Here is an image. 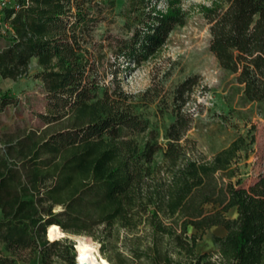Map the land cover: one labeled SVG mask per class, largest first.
<instances>
[{
	"label": "trees",
	"instance_id": "16d2710c",
	"mask_svg": "<svg viewBox=\"0 0 264 264\" xmlns=\"http://www.w3.org/2000/svg\"><path fill=\"white\" fill-rule=\"evenodd\" d=\"M178 1H124L123 33L104 36L113 56L105 64L109 84L102 82L105 56L96 54L92 32L113 12L114 0H16L17 9L0 10L12 28L2 37L0 76L16 80L36 58L49 111L38 116L46 124L68 123L50 132L4 134L0 264H17L20 250L37 251L38 264H51L63 244L73 254V242L47 239L54 227L94 237L111 264H264V175L246 185L232 180L244 138L210 159L193 158L186 148L193 118L184 105L197 75L179 81L168 97L173 119L164 127V145L136 95L117 81L122 64L145 61L183 22ZM205 11L209 50L235 74L241 101L264 102V0H212ZM14 102L0 92V113ZM232 208L236 214L228 217ZM214 226L225 231L211 235L214 252H196L198 232ZM139 227L147 230L145 243L132 235L133 245L118 246L121 228L133 234Z\"/></svg>",
	"mask_w": 264,
	"mask_h": 264
},
{
	"label": "rangeland",
	"instance_id": "374dc122",
	"mask_svg": "<svg viewBox=\"0 0 264 264\" xmlns=\"http://www.w3.org/2000/svg\"><path fill=\"white\" fill-rule=\"evenodd\" d=\"M114 10L107 20L99 22L92 32V44L97 55L105 56L100 69L106 72L102 81L109 84L111 70L106 66L107 59H113L104 36L123 33V20L120 11L125 0H114ZM212 0H179L183 13V22L176 24L167 35L164 44L153 55L138 65L122 64L117 81L127 93H134L141 103V111L149 121V128L157 132V140L164 145V127L173 119L169 113V95L179 81L193 74L197 75V84L193 86L184 105V111L193 118V123L185 134L187 150L193 158L210 159L217 151L226 148L237 137L244 138V145L237 152L236 160L231 164L234 171L233 181L240 179L242 184L253 182L258 175H264V102L243 103L240 86L235 74L223 69L209 50V22L205 18V9ZM159 7L163 5L159 3ZM164 9V8H163ZM1 18V17H0ZM12 28L0 19V49L5 45L2 37H9ZM102 48L100 47V45ZM126 65V66H124ZM41 69L36 58H31L27 74L13 80L0 76V92H9L15 102L0 113V149L6 139V133L21 136L30 129H47V132L62 128L66 119L46 124L38 115L49 113L45 103V89L35 77ZM148 134L138 136L144 139ZM156 165L161 163V152L154 156ZM235 209L227 213L234 217ZM189 232H194L191 227ZM224 229L214 226L205 232H198L196 252H214L215 244L211 235H222ZM55 240L73 242V254L61 245L58 255L52 254L51 264H71V256L76 264H83V254L79 241H84L93 255L92 264H111L107 256L101 253V242L87 234L69 236L59 232ZM147 230L139 227L133 234L124 228L118 232V246L124 241L133 245L132 235L139 244L146 242ZM48 240L49 233L46 236ZM75 244L77 258L75 257ZM120 247V246H119ZM17 264H38L37 251L20 250L14 252Z\"/></svg>",
	"mask_w": 264,
	"mask_h": 264
},
{
	"label": "bare ground",
	"instance_id": "6f19581e",
	"mask_svg": "<svg viewBox=\"0 0 264 264\" xmlns=\"http://www.w3.org/2000/svg\"><path fill=\"white\" fill-rule=\"evenodd\" d=\"M48 233H49V238L52 240H55L59 236H61V234L59 233V231L55 227L51 228L50 232L48 230ZM79 245H80V249L82 250V254H83V258H84L83 264H92L93 255L90 251L89 246L82 240L79 241Z\"/></svg>",
	"mask_w": 264,
	"mask_h": 264
},
{
	"label": "built area",
	"instance_id": "2783aa9c",
	"mask_svg": "<svg viewBox=\"0 0 264 264\" xmlns=\"http://www.w3.org/2000/svg\"><path fill=\"white\" fill-rule=\"evenodd\" d=\"M6 6L14 7L15 9L18 8L16 0H0V10Z\"/></svg>",
	"mask_w": 264,
	"mask_h": 264
},
{
	"label": "water",
	"instance_id": "95a60500",
	"mask_svg": "<svg viewBox=\"0 0 264 264\" xmlns=\"http://www.w3.org/2000/svg\"><path fill=\"white\" fill-rule=\"evenodd\" d=\"M48 230V229H47ZM48 233L46 232V235H47Z\"/></svg>",
	"mask_w": 264,
	"mask_h": 264
}]
</instances>
